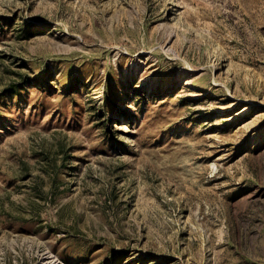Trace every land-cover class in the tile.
Here are the masks:
<instances>
[{"label": "rangeland", "instance_id": "obj_1", "mask_svg": "<svg viewBox=\"0 0 264 264\" xmlns=\"http://www.w3.org/2000/svg\"><path fill=\"white\" fill-rule=\"evenodd\" d=\"M50 262L264 264V0H0V264Z\"/></svg>", "mask_w": 264, "mask_h": 264}, {"label": "bare ground", "instance_id": "obj_2", "mask_svg": "<svg viewBox=\"0 0 264 264\" xmlns=\"http://www.w3.org/2000/svg\"><path fill=\"white\" fill-rule=\"evenodd\" d=\"M47 257H48V256H47ZM41 258H42V257H41ZM45 258H46V257H45ZM46 260H47V259H46ZM51 261H52V260H51ZM53 262H54V261H53ZM46 263H47V262H46ZM46 263H45V264H46ZM48 264H53V263H52V262H50V263H48ZM54 264H55V263H54Z\"/></svg>", "mask_w": 264, "mask_h": 264}]
</instances>
